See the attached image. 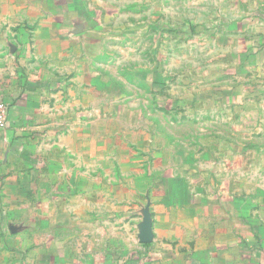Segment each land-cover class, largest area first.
<instances>
[{
    "label": "crops",
    "instance_id": "0c3cea01",
    "mask_svg": "<svg viewBox=\"0 0 264 264\" xmlns=\"http://www.w3.org/2000/svg\"><path fill=\"white\" fill-rule=\"evenodd\" d=\"M93 5L0 0V264H264L262 156L126 150L89 121L115 96L89 63Z\"/></svg>",
    "mask_w": 264,
    "mask_h": 264
},
{
    "label": "rangeland",
    "instance_id": "374dc122",
    "mask_svg": "<svg viewBox=\"0 0 264 264\" xmlns=\"http://www.w3.org/2000/svg\"><path fill=\"white\" fill-rule=\"evenodd\" d=\"M93 1L89 63L115 96L89 121L123 127L126 150L142 138L177 158L233 144L264 159V0Z\"/></svg>",
    "mask_w": 264,
    "mask_h": 264
},
{
    "label": "built area",
    "instance_id": "2783aa9c",
    "mask_svg": "<svg viewBox=\"0 0 264 264\" xmlns=\"http://www.w3.org/2000/svg\"><path fill=\"white\" fill-rule=\"evenodd\" d=\"M10 108L8 104L0 102V131L6 130L9 126Z\"/></svg>",
    "mask_w": 264,
    "mask_h": 264
},
{
    "label": "water",
    "instance_id": "95a60500",
    "mask_svg": "<svg viewBox=\"0 0 264 264\" xmlns=\"http://www.w3.org/2000/svg\"><path fill=\"white\" fill-rule=\"evenodd\" d=\"M148 240H143V242H147Z\"/></svg>",
    "mask_w": 264,
    "mask_h": 264
}]
</instances>
